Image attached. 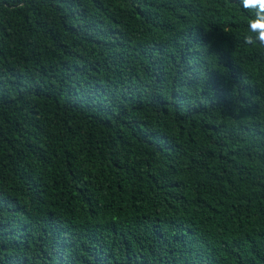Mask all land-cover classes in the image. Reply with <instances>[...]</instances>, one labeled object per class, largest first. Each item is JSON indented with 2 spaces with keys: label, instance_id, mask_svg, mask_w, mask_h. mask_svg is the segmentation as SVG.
<instances>
[{
  "label": "trees",
  "instance_id": "1",
  "mask_svg": "<svg viewBox=\"0 0 264 264\" xmlns=\"http://www.w3.org/2000/svg\"><path fill=\"white\" fill-rule=\"evenodd\" d=\"M253 15L0 0V264H264Z\"/></svg>",
  "mask_w": 264,
  "mask_h": 264
},
{
  "label": "clouds",
  "instance_id": "2",
  "mask_svg": "<svg viewBox=\"0 0 264 264\" xmlns=\"http://www.w3.org/2000/svg\"><path fill=\"white\" fill-rule=\"evenodd\" d=\"M240 6L254 15L247 23L244 44L264 48V0H239Z\"/></svg>",
  "mask_w": 264,
  "mask_h": 264
}]
</instances>
